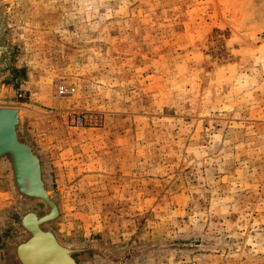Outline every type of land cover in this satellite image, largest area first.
I'll return each instance as SVG.
<instances>
[{"label":"rangeland","instance_id":"rangeland-1","mask_svg":"<svg viewBox=\"0 0 264 264\" xmlns=\"http://www.w3.org/2000/svg\"><path fill=\"white\" fill-rule=\"evenodd\" d=\"M0 107L80 264H264V0H0ZM28 212L1 158L0 264Z\"/></svg>","mask_w":264,"mask_h":264},{"label":"water","instance_id":"water-1","mask_svg":"<svg viewBox=\"0 0 264 264\" xmlns=\"http://www.w3.org/2000/svg\"><path fill=\"white\" fill-rule=\"evenodd\" d=\"M22 129L20 110L0 109V158L9 159L15 193L23 200L43 202L47 212L42 217L29 213L20 218L19 228L26 237L11 243L14 261L16 264H80L76 257L86 253L109 261L100 249L65 246L43 228L53 223L59 213L42 180L40 158L33 147L22 140Z\"/></svg>","mask_w":264,"mask_h":264},{"label":"bare ground","instance_id":"bare-ground-1","mask_svg":"<svg viewBox=\"0 0 264 264\" xmlns=\"http://www.w3.org/2000/svg\"><path fill=\"white\" fill-rule=\"evenodd\" d=\"M0 109H15V108H6V107H5V108H1V107H0ZM17 110H19V109H17ZM0 159H1V158H0ZM29 213H35V212H28V213H26V214H24V215H27V214H29ZM35 214H37V213H35ZM45 214H46V213H45ZM45 214H43V215H38V214H37V215H38L39 217H42V216H44ZM28 216H29V215H28ZM10 246H11V245H10Z\"/></svg>","mask_w":264,"mask_h":264},{"label":"built area","instance_id":"built-area-1","mask_svg":"<svg viewBox=\"0 0 264 264\" xmlns=\"http://www.w3.org/2000/svg\"><path fill=\"white\" fill-rule=\"evenodd\" d=\"M66 92H67L66 89H64V88H61V89H60V93H61V94H64V93H66Z\"/></svg>","mask_w":264,"mask_h":264}]
</instances>
